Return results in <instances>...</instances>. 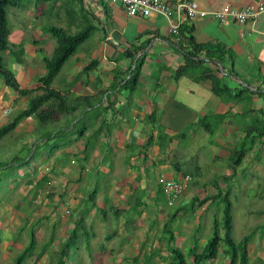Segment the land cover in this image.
Listing matches in <instances>:
<instances>
[{
	"label": "crops",
	"instance_id": "0c3cea01",
	"mask_svg": "<svg viewBox=\"0 0 264 264\" xmlns=\"http://www.w3.org/2000/svg\"><path fill=\"white\" fill-rule=\"evenodd\" d=\"M22 1L30 6H20ZM161 1L171 6L187 1L206 12L264 3ZM10 10L2 63L19 89L33 90L31 97L44 74L43 62L56 46L47 30L88 35L50 85L75 109L45 125L27 117L0 138V158H9L0 162V170L15 159L9 167L17 166L16 191L23 200L5 210L2 221L9 224L0 221L2 238L12 240L31 226L35 243L47 237L56 253L81 220L83 234L68 255L89 245L98 249L99 264H147L136 258L153 250L168 255L165 223L175 248L197 240L199 252L208 233L198 238L200 223L210 228L215 206L221 213L211 200L217 191L264 184V14L242 25L206 17L189 21L194 43L216 46L223 55L219 63L200 56V63L187 66L178 33L182 12L178 27L169 30L159 15L130 17L121 5L104 0H20ZM176 15L172 11L170 19ZM90 63L95 67L86 70ZM135 63L139 72L129 90L125 82ZM210 77L227 89L225 94L211 92ZM28 99L0 79V127ZM8 142H14L12 154ZM238 151L242 156L234 164ZM159 176L175 182L189 178L172 208L164 204ZM205 197L210 198L198 205ZM29 201L30 209L24 210ZM38 255L43 262L45 250ZM75 260L82 263L83 257ZM154 260L158 263L159 256Z\"/></svg>",
	"mask_w": 264,
	"mask_h": 264
},
{
	"label": "trees",
	"instance_id": "16d2710c",
	"mask_svg": "<svg viewBox=\"0 0 264 264\" xmlns=\"http://www.w3.org/2000/svg\"><path fill=\"white\" fill-rule=\"evenodd\" d=\"M20 0H0V79L2 82L17 93L18 97H29L26 106L23 110L16 113L6 124L0 127V138L9 134L18 121L27 117H33L39 125H45L49 122L56 120L61 114H66L73 111L75 108L68 107L66 100L59 93L51 89L50 85L54 77L60 71L65 60L71 56L78 45H80L87 37L88 31H82L74 35H67L58 28H49L47 33L56 42V46L52 52L50 58L45 59L43 62L44 74L37 79L39 87L36 90V94L32 97L33 90L19 89L13 74L9 69L4 67L2 63V53L8 49L7 37L8 27L6 19V9L16 7L19 5ZM191 24L187 19H184L179 25L178 33L180 34V41L183 46L181 50L185 54V64L187 66L195 63H200V56L206 60L213 62H221L222 55L216 51V46L201 45L194 43L191 37ZM185 33V36H181ZM185 66V67H187ZM91 67H95V63H90L86 70H91ZM139 72V65L134 64L132 69H129V77L125 82L128 89L131 90L135 84ZM209 77V76H208ZM210 90L215 95L225 94L227 89L218 84V80L210 77ZM242 156V152L238 151L234 153L233 163L238 164ZM15 159H11L10 164L15 162ZM210 197L201 199L198 205H202L209 200ZM216 201L217 205H220L221 218L220 220L214 219L211 223L212 236L206 241L205 245L197 252V245L193 244L189 247L186 254L180 252L179 249L173 246V235L171 229L167 230V238L169 250L168 255L171 258V264H186V258H190L191 264H202L203 262H209L216 257L217 249L222 246L223 254L227 256V264H248V238H243L239 243H234L231 238L232 221H231V199L229 190H218L216 197L211 199ZM82 222L78 220L73 228L69 231L64 243L59 247L55 253L57 258L56 264H66L64 261L68 252L75 248V242L79 239V236L83 234L81 230ZM35 239L33 232L30 234L28 245L22 250V252L15 258L13 264H22L23 261L32 254L34 250ZM39 256V255H38ZM36 256V258H38ZM185 256V257H184ZM259 264H264V255L259 260Z\"/></svg>",
	"mask_w": 264,
	"mask_h": 264
},
{
	"label": "rangeland",
	"instance_id": "374dc122",
	"mask_svg": "<svg viewBox=\"0 0 264 264\" xmlns=\"http://www.w3.org/2000/svg\"><path fill=\"white\" fill-rule=\"evenodd\" d=\"M26 1H22L20 6H30L28 5ZM11 8H7L6 10L9 12V22H11V16H10V10ZM14 142H8V150L11 151V154L14 151L13 145ZM18 155V153H17ZM9 158L2 159L0 158V162H7ZM14 164L17 162H13ZM6 167L4 170H0V221L5 218V210L8 206H11L12 202H20L23 201L19 194H17L18 191H16L17 187L19 186L18 178L20 177V174L16 173L17 166L16 167H9V163H6ZM237 177L243 176L242 172H238ZM12 178V182H9L6 180L7 178ZM264 183V182H263ZM246 185H236L234 189L230 193V199H231V221H232V231H231V238L232 241L236 244L239 243L243 238H248V257L249 262L248 264H259V260L264 255V184L258 187H254L253 189H244L241 187H245ZM25 202V201H24ZM13 206V205H12ZM16 203L12 209L16 208ZM28 206H31V203L29 201L28 205H24L23 208L30 209ZM215 206V205H214ZM11 209V210H12ZM215 212L214 217L217 220H220L221 213H218V208L215 206ZM7 224L9 222L2 221ZM1 223V222H0ZM2 225V224H1ZM2 230V226L0 227ZM165 229H170L169 223L164 224ZM0 230V232H2ZM34 230L31 226L24 227L23 231L15 233L14 238L5 239L2 238L0 233V264H13L15 261V258L22 252V250L28 245L29 238L31 232ZM204 230H208V233H206ZM161 230H159V233L161 234ZM49 234V232H48ZM205 235V242L209 240L212 236L211 231V221H210V228L207 227V225L200 223V228L198 229V238H204ZM47 238V237H46ZM45 238V239H46ZM161 237L160 235H157V240H159ZM42 240L35 243L34 250L30 256H28L22 264H35V261H37L39 258L35 259L33 262V259L38 256L39 252H44L45 250V258L44 263L38 260V264H56L57 256L55 253L52 252V247L49 245V240L46 239V241ZM199 241V240H198ZM10 243L9 245H4ZM196 244L199 246V243L197 240L189 242V245ZM158 249V248H157ZM166 249V248H165ZM169 249V248H168ZM181 253L186 254L189 247L183 246L181 248H178ZM198 250L200 247L197 248ZM223 247L219 246L217 249L216 257L209 261V262H203L202 264H227L228 258L226 255L223 254ZM94 250V253L92 252ZM98 249L96 247L91 248V246L84 247L83 250H80L77 254L73 256H66L65 263L66 264H99L98 258H97V251ZM52 252V253H51ZM93 254H92V253ZM159 250H153L152 253H142L139 257L136 258L138 262L145 261L147 264H150L149 259L157 258L159 256L158 263L161 264H171V258L169 255L165 257L160 256ZM77 256L83 257L82 263L75 260ZM185 257V256H184ZM152 260L153 264H158L156 260ZM47 260V262H45ZM186 264H191L190 258H186ZM149 262V263H148ZM137 264V263H132ZM197 264V263H194Z\"/></svg>",
	"mask_w": 264,
	"mask_h": 264
},
{
	"label": "built area",
	"instance_id": "2783aa9c",
	"mask_svg": "<svg viewBox=\"0 0 264 264\" xmlns=\"http://www.w3.org/2000/svg\"><path fill=\"white\" fill-rule=\"evenodd\" d=\"M109 4H119L123 7L127 16H139L141 18L149 17L153 14L163 17L168 23L169 30H175L180 21L179 15L182 12V18L192 21L197 18H210L219 23H224L228 20L237 24L252 23L259 15L264 14V3H257L253 6H246L240 9H234L228 5L222 6L217 11H199L193 8L189 2L181 1L171 6L161 0H104ZM172 11L176 12V20H171ZM189 178L185 176L183 181L175 182L165 179L162 176L157 178L160 192L164 199V204L167 208H172L177 200L181 197L186 183Z\"/></svg>",
	"mask_w": 264,
	"mask_h": 264
}]
</instances>
